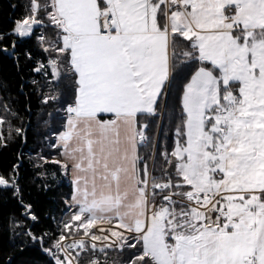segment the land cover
I'll return each instance as SVG.
<instances>
[{"label": "snow or ice", "instance_id": "6c2138e0", "mask_svg": "<svg viewBox=\"0 0 264 264\" xmlns=\"http://www.w3.org/2000/svg\"><path fill=\"white\" fill-rule=\"evenodd\" d=\"M9 7L0 264H264V0Z\"/></svg>", "mask_w": 264, "mask_h": 264}, {"label": "trees", "instance_id": "16d2710c", "mask_svg": "<svg viewBox=\"0 0 264 264\" xmlns=\"http://www.w3.org/2000/svg\"><path fill=\"white\" fill-rule=\"evenodd\" d=\"M12 2H16L19 4V3H22V0H0V31L8 29L12 26V20L9 19L10 15L13 18H15V16L19 15L21 12L20 8H17L15 13L12 12V10L9 7L10 3ZM23 47H30V44H25L23 45ZM0 78L8 82L9 91L13 93L16 92V86L18 85L19 81L17 79L15 69L10 60L0 64ZM22 102H23V97H21V103ZM33 105H35L34 99H33ZM31 137H32V134L30 132L29 133V146L32 145ZM19 148H20L19 143H16L8 151L0 152V168H7L9 166L10 162L14 159V153L17 150H19ZM24 151L28 152L29 148H25ZM61 190H66V186L62 187L56 192H50L48 196L58 195L59 191ZM33 198L35 202L37 203L38 208L41 210H43L49 204L47 197L37 194L35 192L33 193ZM6 210L7 209H4V211Z\"/></svg>", "mask_w": 264, "mask_h": 264}]
</instances>
